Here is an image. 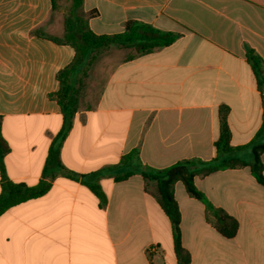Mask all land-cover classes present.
I'll return each mask as SVG.
<instances>
[{
	"label": "crops",
	"instance_id": "obj_1",
	"mask_svg": "<svg viewBox=\"0 0 264 264\" xmlns=\"http://www.w3.org/2000/svg\"><path fill=\"white\" fill-rule=\"evenodd\" d=\"M63 0H0L1 135L9 147L7 178L27 186L41 178L62 117L56 73L74 57L60 37ZM96 12V35L142 22L176 35L170 45L128 58L111 48L85 80L79 109L60 150L64 167L97 181L105 203L79 181L56 177L43 196L0 215V264H179L171 224L135 164L162 169L215 157L220 107L228 110L230 145H248L262 121V93L247 63L264 62V0H83ZM258 143H264L259 138ZM138 149V159L122 162ZM249 160L250 148L236 152ZM264 164V154L260 155ZM134 172L124 181L116 175ZM194 184L238 223L233 238L205 219L202 203L173 188L188 264H264V186L249 168L218 171Z\"/></svg>",
	"mask_w": 264,
	"mask_h": 264
},
{
	"label": "trees",
	"instance_id": "obj_2",
	"mask_svg": "<svg viewBox=\"0 0 264 264\" xmlns=\"http://www.w3.org/2000/svg\"><path fill=\"white\" fill-rule=\"evenodd\" d=\"M54 2L55 0H53V8H55ZM82 4L83 0H67L61 5L63 32L60 37L34 32L55 44L70 46L74 51V57L67 66L56 73L57 91L47 95L48 99L57 103L62 125L49 145L41 178L33 186L12 182L5 174L3 160L9 153V147L1 135L0 116V215L15 205L46 194L52 181L58 176L81 182L101 197L102 202L105 203V197L97 181L88 182L85 180L86 176L69 171L60 160L62 143L72 128L73 118L79 109L88 73L98 56L111 48L129 50L128 58L131 59L166 47L177 37L137 21L126 22L120 33L96 35L89 27V20L96 12L84 13ZM246 59L255 75L257 87L264 95V62L252 50L247 51ZM227 114V108H219L218 136L214 142L215 157L213 159L209 161L196 158L185 159L162 169L143 166L140 163L135 164V172L142 177L145 187L150 185L154 187L157 203L171 224L174 252L179 264H188L189 254L182 248L180 242V214L173 196V188L177 182L183 185L190 197L203 204L206 222L227 239L235 236L238 229L237 221L222 209L215 207L196 188L194 179L204 178L218 171L247 167L255 181L264 186V164L260 161V155L264 154V143L257 142L259 138H264V96H262L261 126L254 139L246 146L232 147L230 145ZM244 148H250L251 158L249 160L240 159L235 155ZM132 158L138 159V149H133L123 156L122 162L126 163ZM133 173L116 175L113 180L115 182L124 181Z\"/></svg>",
	"mask_w": 264,
	"mask_h": 264
},
{
	"label": "rangeland",
	"instance_id": "obj_3",
	"mask_svg": "<svg viewBox=\"0 0 264 264\" xmlns=\"http://www.w3.org/2000/svg\"><path fill=\"white\" fill-rule=\"evenodd\" d=\"M63 2H67V0H63Z\"/></svg>",
	"mask_w": 264,
	"mask_h": 264
}]
</instances>
